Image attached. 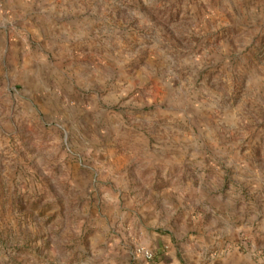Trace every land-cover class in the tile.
Returning a JSON list of instances; mask_svg holds the SVG:
<instances>
[{"label":"rangeland","instance_id":"1","mask_svg":"<svg viewBox=\"0 0 264 264\" xmlns=\"http://www.w3.org/2000/svg\"><path fill=\"white\" fill-rule=\"evenodd\" d=\"M218 223L205 264H264V0H0V264H162Z\"/></svg>","mask_w":264,"mask_h":264},{"label":"crops","instance_id":"2","mask_svg":"<svg viewBox=\"0 0 264 264\" xmlns=\"http://www.w3.org/2000/svg\"><path fill=\"white\" fill-rule=\"evenodd\" d=\"M193 222H195V228L197 225L202 222L201 215L197 218L187 216L183 219V226L186 231L193 233L196 230L193 229ZM204 221V219H203ZM234 232L231 226L222 224H210V228H207L206 233H200L193 236H189L191 239L187 241V244H180V238H178L175 232L169 234L168 237H160L154 235L153 239L155 240L156 246H152L153 243L146 245L148 249L159 250L167 252L164 254L166 258L162 264H179L176 255L179 248H189L193 252L192 258L194 264H205L204 256L209 250H214L216 248L223 247L227 242L233 239ZM143 245L142 242H140ZM191 247H194L193 249ZM208 264H259L257 260H254L251 257H217L212 258Z\"/></svg>","mask_w":264,"mask_h":264},{"label":"built area","instance_id":"3","mask_svg":"<svg viewBox=\"0 0 264 264\" xmlns=\"http://www.w3.org/2000/svg\"><path fill=\"white\" fill-rule=\"evenodd\" d=\"M135 254L138 257L143 258L144 260H146L148 262H152L154 260L153 252H151L150 250L143 248V247H137L135 249Z\"/></svg>","mask_w":264,"mask_h":264}]
</instances>
